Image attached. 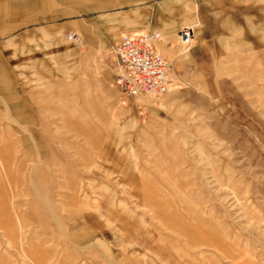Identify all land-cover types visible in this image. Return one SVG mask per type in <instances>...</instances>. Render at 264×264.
Here are the masks:
<instances>
[{"label":"rangeland","instance_id":"obj_1","mask_svg":"<svg viewBox=\"0 0 264 264\" xmlns=\"http://www.w3.org/2000/svg\"><path fill=\"white\" fill-rule=\"evenodd\" d=\"M193 44H159L176 71L162 96L122 104L115 88L138 117L126 184L146 223L179 248L264 264V49L217 58ZM97 56L114 74L111 50ZM19 136L0 108V264H117L69 237L63 204L79 178L63 173L82 162L37 159Z\"/></svg>","mask_w":264,"mask_h":264},{"label":"crops","instance_id":"obj_2","mask_svg":"<svg viewBox=\"0 0 264 264\" xmlns=\"http://www.w3.org/2000/svg\"><path fill=\"white\" fill-rule=\"evenodd\" d=\"M187 27L211 57L251 54L264 49V0H0V108L28 154L82 162L63 173L79 178L63 204L69 237L117 264H217L143 218L125 180L138 117L98 64L124 35L156 32L171 48Z\"/></svg>","mask_w":264,"mask_h":264},{"label":"built area","instance_id":"obj_3","mask_svg":"<svg viewBox=\"0 0 264 264\" xmlns=\"http://www.w3.org/2000/svg\"><path fill=\"white\" fill-rule=\"evenodd\" d=\"M192 34L190 28H184L178 33L186 43L192 39ZM68 39L80 42V38L73 33L68 35ZM161 42L159 33L143 32L124 35L111 48L113 83L119 89L120 99L138 96L158 98L172 89L176 71L171 60L160 50Z\"/></svg>","mask_w":264,"mask_h":264},{"label":"bare ground","instance_id":"obj_4","mask_svg":"<svg viewBox=\"0 0 264 264\" xmlns=\"http://www.w3.org/2000/svg\"><path fill=\"white\" fill-rule=\"evenodd\" d=\"M185 42V41H184Z\"/></svg>","mask_w":264,"mask_h":264}]
</instances>
